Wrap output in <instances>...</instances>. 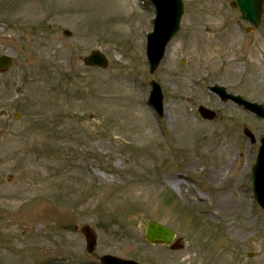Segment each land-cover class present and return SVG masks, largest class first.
<instances>
[{"label":"rangeland","instance_id":"1","mask_svg":"<svg viewBox=\"0 0 264 264\" xmlns=\"http://www.w3.org/2000/svg\"><path fill=\"white\" fill-rule=\"evenodd\" d=\"M182 1L180 29L150 73L149 0H0V57L13 60L0 68V264H264L251 172L264 119L209 90L264 105V17L246 33L233 0ZM94 50L106 69L84 64ZM201 105L217 118L203 119ZM243 193L248 224L244 202L235 206ZM150 220L176 232L172 246L146 241Z\"/></svg>","mask_w":264,"mask_h":264},{"label":"water","instance_id":"2","mask_svg":"<svg viewBox=\"0 0 264 264\" xmlns=\"http://www.w3.org/2000/svg\"><path fill=\"white\" fill-rule=\"evenodd\" d=\"M157 9V18L155 20L154 32L149 34L148 41V56L150 60L151 71L160 65L166 50L167 44L179 29L180 21L183 14V3L181 0H151ZM264 0H236L233 6L238 5L244 18L250 20L254 24L260 23L262 4ZM70 35V32H66ZM11 60L8 58H1L0 65L8 66ZM84 63L90 66H99L106 68L108 60L104 54L99 51H93L84 58ZM152 103L157 108L160 116L163 114V95L161 87L156 83H151ZM212 91L218 93L224 101L232 99L233 101L244 104L248 109L256 112L259 116L264 117V109L258 104L248 103L241 97L227 94L223 87H212ZM199 111L203 118L214 119L216 113L204 106L199 107ZM246 134L251 136V132L246 129ZM263 145L260 149L258 162L254 168V185L255 197L259 204L264 208V138L262 139ZM82 231L85 233L88 240V250L93 251L96 245V237L93 230L89 226H84ZM145 236L150 244H164L169 245L175 238V233L168 227L151 221L147 224L145 229ZM104 262L110 264H135L133 262H126L120 259L106 256L103 258Z\"/></svg>","mask_w":264,"mask_h":264},{"label":"bare ground","instance_id":"3","mask_svg":"<svg viewBox=\"0 0 264 264\" xmlns=\"http://www.w3.org/2000/svg\"><path fill=\"white\" fill-rule=\"evenodd\" d=\"M215 61H216L215 58H213V56H211V59L209 60V62L215 63ZM213 175H214V173H213ZM213 175H211L209 177L211 180L213 179V177H212ZM242 201L244 202V206H242V208H241L242 209V215H243L242 222L248 224L250 222V220L248 219V212L249 211L246 209L247 204H246V196H245V193L242 194V197H241L240 201H238L235 206L238 207L239 205H241V202ZM222 203L219 204L220 205L219 208L224 207V205H222ZM227 220H229V219H227V217H226V221H225V224H224V230H225L226 233L231 234V230L232 229H235L236 226L233 225V222L230 223V222H227ZM233 234H238V231L234 232Z\"/></svg>","mask_w":264,"mask_h":264}]
</instances>
